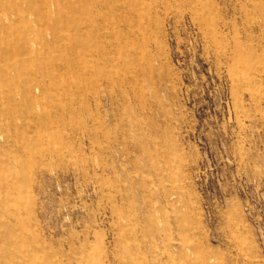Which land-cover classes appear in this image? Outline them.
I'll return each mask as SVG.
<instances>
[{
    "label": "rangeland",
    "instance_id": "1",
    "mask_svg": "<svg viewBox=\"0 0 264 264\" xmlns=\"http://www.w3.org/2000/svg\"><path fill=\"white\" fill-rule=\"evenodd\" d=\"M0 264H264V0H0Z\"/></svg>",
    "mask_w": 264,
    "mask_h": 264
}]
</instances>
